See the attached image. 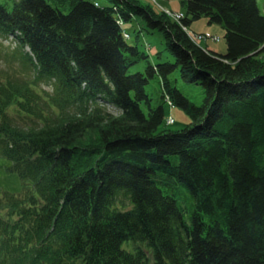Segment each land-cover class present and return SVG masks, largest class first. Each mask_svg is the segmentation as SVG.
I'll use <instances>...</instances> for the list:
<instances>
[{
	"label": "trees",
	"instance_id": "obj_1",
	"mask_svg": "<svg viewBox=\"0 0 264 264\" xmlns=\"http://www.w3.org/2000/svg\"><path fill=\"white\" fill-rule=\"evenodd\" d=\"M184 5L177 23L139 0H0V63L23 68L0 69V157L23 182L0 191V264H264V14ZM136 17L171 61L128 42ZM202 18L226 54L191 40ZM179 80L202 87L199 105Z\"/></svg>",
	"mask_w": 264,
	"mask_h": 264
},
{
	"label": "rangeland",
	"instance_id": "obj_2",
	"mask_svg": "<svg viewBox=\"0 0 264 264\" xmlns=\"http://www.w3.org/2000/svg\"><path fill=\"white\" fill-rule=\"evenodd\" d=\"M139 2L141 4L151 5L157 10L164 12L172 21L177 23H180L181 21L178 22L175 14H186L184 0H139ZM258 6L261 13L264 14V0H258ZM211 28H213V32L217 34L205 32L206 29L211 30ZM124 29L128 34V42L133 45H138L140 50L145 51L149 55V59L152 63L163 62L166 60L171 61L173 59L169 51L166 49L164 33L158 29L149 28L144 19L136 17L131 22L125 23ZM185 31L190 36L191 40L197 45L203 48H208L218 54L224 55L227 53V41L224 37L225 31L221 25H209L208 20L202 18L193 21L190 27L188 29L186 28ZM207 33L210 34L209 38L203 37L204 39H199V35ZM217 36L219 37V40L214 39ZM4 44L5 46L10 47V51H7L10 54L13 52V48L16 47V41L13 36H9L7 40H4ZM224 47L225 50L222 51ZM27 51H29L28 48L26 49V52ZM159 52H161V54L157 55ZM12 58L13 57L9 56L7 59L8 62L7 60H2L0 63V69L12 65L15 71L21 74L23 71L22 66L17 60ZM145 67L146 62H141L134 66L132 71H144ZM174 76H178L177 72L174 73ZM146 89L147 92L153 94L156 99L159 98L160 88L157 80H152L150 84L147 85ZM178 89H180L192 102L198 105L201 103L203 89L200 85L179 80ZM165 113L166 117H169L168 120L166 118L165 124L169 125L171 129H180L189 121V117L183 109L177 106H171L168 102L165 103ZM171 118L174 119V122H171ZM11 166L12 163L9 160L0 157V191L20 194L23 191V182L17 173L10 170ZM124 247L128 249L132 248L131 242L124 244Z\"/></svg>",
	"mask_w": 264,
	"mask_h": 264
},
{
	"label": "built area",
	"instance_id": "obj_3",
	"mask_svg": "<svg viewBox=\"0 0 264 264\" xmlns=\"http://www.w3.org/2000/svg\"><path fill=\"white\" fill-rule=\"evenodd\" d=\"M175 16L177 17V20H178V22H180V21H182V19L184 18V14H175ZM181 23V22H180ZM184 29H186V28H184ZM200 37H199V39H204V38H209V36H210V34H201V35H199ZM204 37V38H203ZM213 37V36H212ZM213 39V38H212ZM214 39H216V40H219V37L217 36L216 38H214ZM172 121L171 122H173V119H171Z\"/></svg>",
	"mask_w": 264,
	"mask_h": 264
},
{
	"label": "crops",
	"instance_id": "obj_4",
	"mask_svg": "<svg viewBox=\"0 0 264 264\" xmlns=\"http://www.w3.org/2000/svg\"><path fill=\"white\" fill-rule=\"evenodd\" d=\"M205 32H210V33H212V34H217V33H214V32H213V28H211V30L206 29ZM224 50H225V47H224V49H223L222 51H224Z\"/></svg>",
	"mask_w": 264,
	"mask_h": 264
}]
</instances>
